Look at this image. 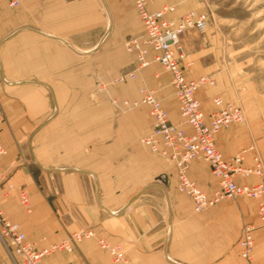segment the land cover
I'll return each instance as SVG.
<instances>
[{"label": "crops", "instance_id": "0c3cea01", "mask_svg": "<svg viewBox=\"0 0 264 264\" xmlns=\"http://www.w3.org/2000/svg\"><path fill=\"white\" fill-rule=\"evenodd\" d=\"M105 2L106 9L104 0L0 4V66L10 86L0 82L4 212L39 250L75 231L95 232L72 251L47 255L45 264H123L98 245V238L119 246L128 264H249L241 256L239 240L243 224L258 221V201L225 199L196 212L193 199L178 189L176 167L140 142L153 130L149 107H137L142 114L138 120L134 115L129 120H99V104L89 103L88 56L100 54L113 58L111 82L130 87L127 97L119 98L139 100L134 81L146 77L158 84L156 96L170 121L182 120L171 74L159 80L156 65L138 68L136 54L125 49L129 38L145 34L133 0ZM166 5L173 4L153 0L148 8L157 11ZM183 12L175 6L167 17ZM193 34L187 30L184 37L190 49L183 60L188 78L212 70L210 56L203 52L206 43L191 42ZM135 69L133 79L128 74ZM210 88L196 92L207 119L217 92ZM183 126L191 131L187 123ZM242 136L237 124L217 134L216 145L225 158L239 151ZM245 164H253L251 153ZM188 173L209 195L218 189V179L205 159H195ZM238 180L252 184L258 177ZM20 190L29 196L28 207ZM254 236V260L264 264V230L256 229ZM20 262L12 246L0 238V264Z\"/></svg>", "mask_w": 264, "mask_h": 264}, {"label": "built area", "instance_id": "2783aa9c", "mask_svg": "<svg viewBox=\"0 0 264 264\" xmlns=\"http://www.w3.org/2000/svg\"><path fill=\"white\" fill-rule=\"evenodd\" d=\"M3 1H7L11 7H16L21 3V0H0V4ZM152 1L133 0L144 24L145 34L129 39L126 49L136 54L138 68L157 62L171 74V83L175 89L182 116L181 124L184 122L190 125L191 131L188 132L181 125L170 121L169 113L162 101L157 98L154 89L143 86L139 100L126 99L123 105L129 109L140 105L149 107L153 118V130L150 134L143 136L140 142L152 154L164 158L176 167L178 189L193 199L196 212L225 199L250 197L258 201V221L243 224L239 245L241 256L249 264H260L254 260L256 244L254 231L264 230V161L254 143L243 148L230 159L225 158L216 145V136L221 130L245 121L244 109L241 105L221 95H216L212 98L214 109L207 119L196 92L203 86H215L216 80L208 74L188 78L183 66L185 57L182 45L183 35L187 30L204 32L209 24V16L206 12L192 10L180 16L168 18V13L173 12L175 6L166 5L157 11H150L148 6ZM150 51H152V57L148 58ZM135 72L136 69L128 75L134 79ZM123 78L121 76L119 80ZM2 120L3 112L0 108V121ZM4 152L5 148L0 143V156ZM247 153L252 155V165L245 164ZM197 158L208 161L212 174L218 179V189L212 195L204 191L189 176L190 166ZM250 176L258 177V181L250 184L238 180L239 177ZM20 196L23 204L28 207L30 201L27 192L21 190ZM95 236L92 229L75 231L62 242L39 250L27 239L21 225L11 220L4 212L0 200V238L12 246L21 264H45L44 257L47 255L57 250L72 251L78 241ZM98 242L99 246L109 252L116 261L128 264L119 246H113L99 238Z\"/></svg>", "mask_w": 264, "mask_h": 264}, {"label": "rangeland", "instance_id": "374dc122", "mask_svg": "<svg viewBox=\"0 0 264 264\" xmlns=\"http://www.w3.org/2000/svg\"><path fill=\"white\" fill-rule=\"evenodd\" d=\"M166 3L182 9L183 14L192 10L208 14L207 29L204 32L192 30L196 34L191 37V42L206 43L203 52L210 56L208 59H211L212 67L207 73L216 80L215 86L208 90H216V95L225 96L229 98L227 100L243 107L245 121L235 123L242 130L244 137L239 151L254 143L264 161V0H166ZM103 7L106 9L105 0ZM107 19L105 16V23ZM185 34L182 38L185 54L183 59L190 53L186 45L187 40H184ZM194 50L195 48L192 49ZM93 56L92 54L88 56V98L89 103L99 104V120H129L133 115L134 119H140L141 110L137 107H135L137 109L124 107L122 105L124 100L119 98L127 97L124 94L130 87L111 82L110 68L113 58L100 54L94 58ZM125 57L119 56L121 60ZM153 65H156L155 76L160 77L159 80L168 75V71L166 73L160 63L155 62ZM1 69L0 66L1 85L9 88ZM134 83V88L138 91L143 86L154 89L156 93L159 89L158 84L151 83L146 77H139ZM142 123L140 122V127H143ZM183 124L184 122L181 124L180 120L179 125L184 127ZM239 199L249 204H254L255 201L248 197Z\"/></svg>", "mask_w": 264, "mask_h": 264}, {"label": "bare ground", "instance_id": "6f19581e", "mask_svg": "<svg viewBox=\"0 0 264 264\" xmlns=\"http://www.w3.org/2000/svg\"><path fill=\"white\" fill-rule=\"evenodd\" d=\"M208 162V161H207ZM209 163V162H208ZM182 192V191H181ZM248 198H250V197H248Z\"/></svg>", "mask_w": 264, "mask_h": 264}]
</instances>
